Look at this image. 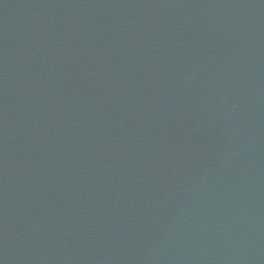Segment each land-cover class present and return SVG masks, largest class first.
Listing matches in <instances>:
<instances>
[{"label":"water","instance_id":"water-1","mask_svg":"<svg viewBox=\"0 0 264 264\" xmlns=\"http://www.w3.org/2000/svg\"><path fill=\"white\" fill-rule=\"evenodd\" d=\"M0 264H264V0H0Z\"/></svg>","mask_w":264,"mask_h":264}]
</instances>
